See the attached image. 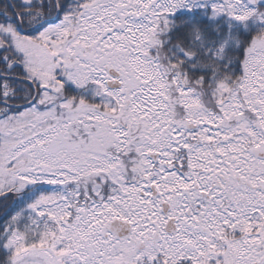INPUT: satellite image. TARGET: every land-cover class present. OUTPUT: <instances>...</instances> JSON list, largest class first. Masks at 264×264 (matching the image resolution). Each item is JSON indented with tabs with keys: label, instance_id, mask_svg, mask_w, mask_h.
Segmentation results:
<instances>
[{
	"label": "snow or ice",
	"instance_id": "snow-or-ice-1",
	"mask_svg": "<svg viewBox=\"0 0 264 264\" xmlns=\"http://www.w3.org/2000/svg\"><path fill=\"white\" fill-rule=\"evenodd\" d=\"M0 264H264V0H0Z\"/></svg>",
	"mask_w": 264,
	"mask_h": 264
}]
</instances>
